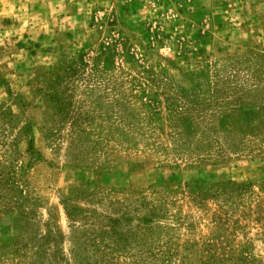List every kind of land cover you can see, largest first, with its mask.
Returning a JSON list of instances; mask_svg holds the SVG:
<instances>
[{
    "label": "rangeland",
    "instance_id": "obj_1",
    "mask_svg": "<svg viewBox=\"0 0 264 264\" xmlns=\"http://www.w3.org/2000/svg\"><path fill=\"white\" fill-rule=\"evenodd\" d=\"M0 264H264V0H0Z\"/></svg>",
    "mask_w": 264,
    "mask_h": 264
}]
</instances>
